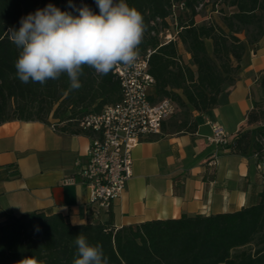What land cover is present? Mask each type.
Segmentation results:
<instances>
[{"label":"trees","instance_id":"1","mask_svg":"<svg viewBox=\"0 0 264 264\" xmlns=\"http://www.w3.org/2000/svg\"><path fill=\"white\" fill-rule=\"evenodd\" d=\"M125 2L141 13L146 25L139 55L150 50L148 71L154 79L151 100L168 98L176 106L174 113L162 121L161 133L156 137L195 132L198 125L194 113L227 101L242 58L264 36V0ZM71 3L76 8L87 5L99 12L95 0ZM48 4L78 15L69 7V0H0V124L53 118L61 123L62 131L89 135L79 126L80 120L121 99L114 69L101 76L85 66L79 90L70 89L66 74L44 85L24 84L16 76L14 65L20 50L8 30L18 29L22 17ZM203 6L219 12L221 24L213 20L198 22ZM167 32L172 39L165 42ZM179 44L190 55L188 59L179 52ZM259 86L262 98L253 102L246 114L248 127L238 132L227 147L264 161V72ZM259 196L256 204L234 212L183 214L120 228L114 226L110 209L103 212L107 219L102 221L100 213L89 207L88 223L78 225L70 224L59 213L9 215L0 222V264H19L27 257L43 264H73L77 255L75 239L80 234L89 244L102 245L109 264H264V175Z\"/></svg>","mask_w":264,"mask_h":264},{"label":"crops","instance_id":"2","mask_svg":"<svg viewBox=\"0 0 264 264\" xmlns=\"http://www.w3.org/2000/svg\"><path fill=\"white\" fill-rule=\"evenodd\" d=\"M178 49L184 51L181 44ZM240 65L227 101L194 113L195 132L164 134L134 147L132 176L110 208L116 228L183 214L234 212L259 201L264 161L210 141L214 124L228 143L248 127L246 114L262 95L264 36ZM60 126L51 119L0 124V222L9 215L42 211L59 213L73 225L88 223L89 191L74 172L77 162L87 159L91 140ZM99 218L107 216L101 212Z\"/></svg>","mask_w":264,"mask_h":264},{"label":"clouds","instance_id":"3","mask_svg":"<svg viewBox=\"0 0 264 264\" xmlns=\"http://www.w3.org/2000/svg\"><path fill=\"white\" fill-rule=\"evenodd\" d=\"M95 3L98 14L87 5L76 8L69 0V7L78 15L48 4L22 17L18 29L8 30L11 41L20 50L14 65L20 82L44 85L66 74L70 89L79 90L85 66L103 76L118 65L136 64L146 31L141 13L125 0ZM75 244L77 255L73 264H109L99 243L89 244L80 234ZM19 264L43 262L27 257Z\"/></svg>","mask_w":264,"mask_h":264},{"label":"built area","instance_id":"4","mask_svg":"<svg viewBox=\"0 0 264 264\" xmlns=\"http://www.w3.org/2000/svg\"><path fill=\"white\" fill-rule=\"evenodd\" d=\"M183 3L179 4L181 8ZM172 39L167 32L163 40ZM150 50L132 67L118 65L113 72L121 86V99L106 105L99 113L84 116L79 126L90 132L87 159L78 161L74 174L89 191V207L96 212L111 208L132 176V152L144 140L161 133V123L172 115L175 104L168 98L151 100L154 79L148 71ZM210 141L227 146L226 134L219 125L212 126Z\"/></svg>","mask_w":264,"mask_h":264},{"label":"rangeland","instance_id":"5","mask_svg":"<svg viewBox=\"0 0 264 264\" xmlns=\"http://www.w3.org/2000/svg\"><path fill=\"white\" fill-rule=\"evenodd\" d=\"M227 10V9H226ZM220 13L217 12V11H212L210 6H203L201 7L200 11H199V16L197 17V21L198 22H201V21H208V20H213V21H216L218 22L219 24H221L220 22ZM240 38H243L244 35L242 33L238 34ZM206 44L207 46L209 47L210 46V42L209 41H206ZM184 50V49H183ZM183 56V58L186 60L188 59L186 57V54L184 51L180 52ZM262 98V96H259L254 102H257V101H260ZM55 120V121H58L57 119H53V118H49V120Z\"/></svg>","mask_w":264,"mask_h":264}]
</instances>
